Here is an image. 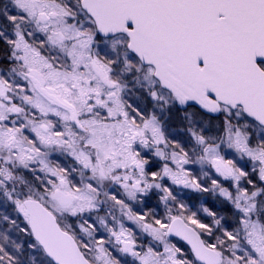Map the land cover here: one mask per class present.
<instances>
[{"label": "snow or ice", "instance_id": "obj_1", "mask_svg": "<svg viewBox=\"0 0 264 264\" xmlns=\"http://www.w3.org/2000/svg\"><path fill=\"white\" fill-rule=\"evenodd\" d=\"M0 264H264V0H0Z\"/></svg>", "mask_w": 264, "mask_h": 264}]
</instances>
